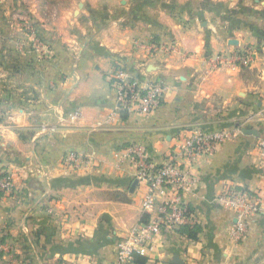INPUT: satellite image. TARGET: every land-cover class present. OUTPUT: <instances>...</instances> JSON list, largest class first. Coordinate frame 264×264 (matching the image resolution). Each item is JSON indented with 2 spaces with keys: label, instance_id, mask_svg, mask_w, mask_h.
Wrapping results in <instances>:
<instances>
[{
  "label": "crops",
  "instance_id": "crops-1",
  "mask_svg": "<svg viewBox=\"0 0 264 264\" xmlns=\"http://www.w3.org/2000/svg\"><path fill=\"white\" fill-rule=\"evenodd\" d=\"M22 1L39 22L0 21V168L15 183L0 190V264H117L118 238L149 219L148 185L122 148L139 143L162 163L193 130L232 135L184 193L198 238L163 229L145 264H264V214L237 243L221 199L264 189V0H0V16ZM247 48L250 67L211 61ZM119 65L166 87L157 112L110 116ZM69 153L89 164L65 165Z\"/></svg>",
  "mask_w": 264,
  "mask_h": 264
},
{
  "label": "built area",
  "instance_id": "built-area-1",
  "mask_svg": "<svg viewBox=\"0 0 264 264\" xmlns=\"http://www.w3.org/2000/svg\"><path fill=\"white\" fill-rule=\"evenodd\" d=\"M33 36L36 37L34 33ZM33 43L40 51L43 45L46 47L37 38ZM154 46L152 45V48ZM254 58V51L247 48L234 55L219 54L211 61L215 67L233 65L246 68L250 67ZM110 82L116 91V105L110 114L112 118L122 113L149 116L157 112L164 103L167 91L165 86L155 81L144 83L122 65L115 68L110 76ZM78 116L79 112L70 114L73 120ZM231 136L225 130L211 133L193 130L162 163L152 159L145 147L139 143L122 148L120 162L133 165L138 179L148 185L149 192L143 199V209L149 219L118 238L117 264L131 262L135 254H141V250L152 242L153 238L158 237L163 229H176L184 225L195 226L196 218L184 200V193L192 190L197 181V176L193 172L194 166L199 159L214 154L230 140ZM261 148L264 150V140L261 142ZM64 164L82 168L89 164V160L80 154L69 153L64 157ZM14 186L12 176L0 168V190L12 192ZM221 199L235 213L236 221L231 235L235 242L241 243L247 237L250 218L264 214V189L256 191L243 187L231 188ZM2 249L3 241L0 236V255Z\"/></svg>",
  "mask_w": 264,
  "mask_h": 264
},
{
  "label": "rangeland",
  "instance_id": "rangeland-1",
  "mask_svg": "<svg viewBox=\"0 0 264 264\" xmlns=\"http://www.w3.org/2000/svg\"><path fill=\"white\" fill-rule=\"evenodd\" d=\"M129 3H131V4L136 3L139 5V7H141V5H140L141 0H131V1L125 0L122 2L118 1V7L123 8V6H126ZM133 10L130 8V13H134ZM138 14H141V11H138ZM32 15H33V13L29 10L26 1H22V3H19L17 6L12 7L10 9V11H8V9L5 11H2L1 16H0V21L1 22H22V23L39 22L37 20L36 16H32ZM53 16H54V12H49L48 17H53ZM133 17L134 16H131L132 19H133ZM32 33L38 35L36 30H34V31L32 30ZM1 169L4 170L3 168H1Z\"/></svg>",
  "mask_w": 264,
  "mask_h": 264
},
{
  "label": "trees",
  "instance_id": "trees-1",
  "mask_svg": "<svg viewBox=\"0 0 264 264\" xmlns=\"http://www.w3.org/2000/svg\"><path fill=\"white\" fill-rule=\"evenodd\" d=\"M192 211V210H191ZM200 229L198 227H194L191 229H188V234L192 239H197L198 238V232ZM133 261L137 264H145L146 263V258L142 257L141 254H135Z\"/></svg>",
  "mask_w": 264,
  "mask_h": 264
}]
</instances>
